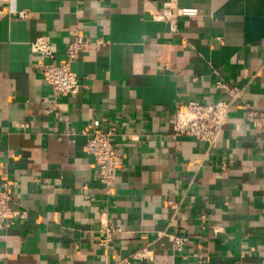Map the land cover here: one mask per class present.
I'll list each match as a JSON object with an SVG mask.
<instances>
[{
  "label": "crops",
  "instance_id": "crops-1",
  "mask_svg": "<svg viewBox=\"0 0 264 264\" xmlns=\"http://www.w3.org/2000/svg\"><path fill=\"white\" fill-rule=\"evenodd\" d=\"M166 6L197 13L173 30ZM74 32L92 42L80 86L55 95L31 43L48 37L60 60ZM219 79L239 91L219 138L175 134L180 103L230 98ZM247 104L264 114V0H0V190L14 201L0 264H264V134ZM94 127L123 153L113 191L86 150Z\"/></svg>",
  "mask_w": 264,
  "mask_h": 264
},
{
  "label": "built area",
  "instance_id": "built-area-1",
  "mask_svg": "<svg viewBox=\"0 0 264 264\" xmlns=\"http://www.w3.org/2000/svg\"><path fill=\"white\" fill-rule=\"evenodd\" d=\"M196 8H183L173 11L170 6L157 16L169 22L173 30L178 29V17L181 14H196ZM92 42L79 32H74L73 38L68 42L65 56L58 59L56 47L46 36H39L31 43L33 53L40 57L34 69L51 85L55 95L76 93L79 89V77L73 69V63L80 55L91 47ZM217 86L227 89L229 99H219L214 102L191 100L180 103L175 111L173 129L175 134L189 135L209 144L214 143L221 135L231 110L233 101L239 96L238 88L224 79L217 81ZM249 118L253 125L259 127L264 134V114L247 104ZM88 135L86 150L94 156L99 180L109 191H113V183L118 171L122 168V150L114 139L113 129L105 130L101 127L85 130ZM14 201L8 183L0 190V227L12 224L14 214ZM24 211L22 216H26ZM108 231L110 230L107 229ZM176 248H182L189 240L187 235H171ZM105 240L104 242L108 241ZM139 258H151V250L143 247L136 253ZM205 259L200 258V264Z\"/></svg>",
  "mask_w": 264,
  "mask_h": 264
}]
</instances>
